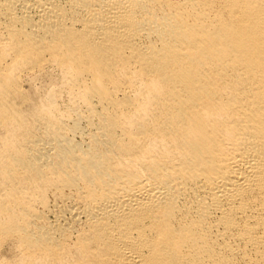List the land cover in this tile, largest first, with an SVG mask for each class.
Here are the masks:
<instances>
[{"label": "bare ground", "instance_id": "bare-ground-1", "mask_svg": "<svg viewBox=\"0 0 264 264\" xmlns=\"http://www.w3.org/2000/svg\"><path fill=\"white\" fill-rule=\"evenodd\" d=\"M0 264H264V0H0Z\"/></svg>", "mask_w": 264, "mask_h": 264}]
</instances>
